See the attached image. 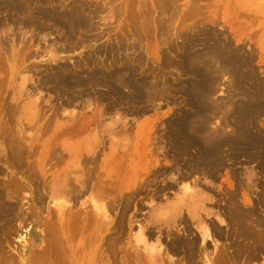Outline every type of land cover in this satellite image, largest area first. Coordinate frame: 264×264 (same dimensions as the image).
Listing matches in <instances>:
<instances>
[{"label": "rangeland", "instance_id": "rangeland-1", "mask_svg": "<svg viewBox=\"0 0 264 264\" xmlns=\"http://www.w3.org/2000/svg\"><path fill=\"white\" fill-rule=\"evenodd\" d=\"M263 142L264 0H0V264H264Z\"/></svg>", "mask_w": 264, "mask_h": 264}, {"label": "crops", "instance_id": "crops-1", "mask_svg": "<svg viewBox=\"0 0 264 264\" xmlns=\"http://www.w3.org/2000/svg\"><path fill=\"white\" fill-rule=\"evenodd\" d=\"M55 149V146L53 145V141H52V137L46 139L44 141V144L41 146V150H40V153L41 155H45V159L47 161V165L49 163V165L52 164V159H53V153H54V150ZM41 168H45L46 170V164H45V160L44 159H41L40 161V169ZM44 170V172H45ZM42 174L41 176V180L42 181H45V177H43V173H40ZM44 174H47L44 173ZM55 180L54 178H52L51 180L49 181H53ZM30 204H31V214H32V218H31V222H30V227L29 229H59L58 227V218H57V212L53 211L50 206H51V203L50 204H47L46 203V199H44V195L41 193L37 199H36V204H35V207H36V215L38 218H41L43 216H46V217H50L52 216L54 218V223H46L45 221L41 222L39 225H34V219H33V199L31 198L30 200ZM50 202V201H49ZM76 213V214H75ZM75 214V215H74ZM71 218L73 219L72 220V224H71V229H86V225H82V221H81V213L80 211H77L76 209H73V212H72V215H71ZM75 218H76V222L78 221V223L75 222ZM80 219V221L78 220ZM74 221V222H73ZM76 224V225H74ZM73 226V227H72ZM76 227V228H75ZM88 229V227H87Z\"/></svg>", "mask_w": 264, "mask_h": 264}, {"label": "bare ground", "instance_id": "bare-ground-1", "mask_svg": "<svg viewBox=\"0 0 264 264\" xmlns=\"http://www.w3.org/2000/svg\"><path fill=\"white\" fill-rule=\"evenodd\" d=\"M208 55V54H207ZM209 57V56H208ZM189 62V61H188ZM205 62V61H204ZM207 62V61H206ZM212 63V62H211ZM184 64H186V63H184ZM188 65H189V63H188ZM205 65V64H204ZM208 65V64H207ZM206 65V66H207ZM209 65H210V63H209ZM213 65V64H212ZM184 67V66H183ZM196 69V68H195ZM209 69V68H208ZM187 73V72H186ZM212 77V76H211ZM128 79V78H127ZM214 82V81H213ZM204 83V82H203ZM126 86V85H125ZM140 89V88H139ZM195 90V89H194ZM208 90V89H207ZM200 92H201V90H200ZM204 92V91H203ZM202 92V93H203ZM191 99H192V97H191ZM260 105V104H259ZM257 108V107H256ZM183 121V120H182ZM204 129V128H203ZM200 131V130H199ZM206 133V132H205ZM197 135V134H196ZM209 136V135H208ZM246 136V135H245ZM187 137V136H186ZM202 137V136H201ZM214 137V136H213ZM249 137V136H248ZM182 138V137H181ZM224 138V137H223ZM204 139V138H203ZM177 140V139H176ZM195 140H197V139H195ZM239 140H240V138H239ZM187 141V140H186ZM263 141V140H262ZM178 142V141H177ZM189 142V141H188ZM193 143H194V141H192ZM264 143V142H263ZM191 144V143H190ZM181 145V144H180ZM206 145V144H205ZM245 147V146H244ZM261 147V146H260ZM212 154V153H211ZM216 154V153H215ZM202 156V155H201ZM207 156V155H206ZM204 157V156H203ZM31 176H32V174H31ZM33 177V176H32ZM89 182V181H88ZM94 184V183H93ZM95 190V189H94ZM92 191V190H91ZM76 194V193H75ZM76 214V213H75ZM74 214V215H75ZM90 214V213H89ZM92 215V214H91ZM87 217H92V216H90V215H88ZM89 219V218H88ZM79 221H80V219H78ZM76 221V220H75ZM86 221H87V219H86ZM90 221L92 222V220L90 219ZM74 222V221H73ZM88 222V221H87ZM76 223H78V221L76 222ZM72 224V223H71ZM70 224V225H71ZM87 224V223H86ZM74 225H76V224H74ZM89 225V224H88ZM91 225V224H90ZM73 227V226H72ZM86 227V229H87V226H85ZM68 228H70V226H68ZM76 228V227H75ZM65 229V228H64ZM78 229V228H77Z\"/></svg>", "mask_w": 264, "mask_h": 264}]
</instances>
